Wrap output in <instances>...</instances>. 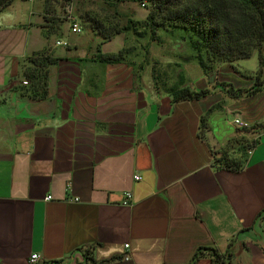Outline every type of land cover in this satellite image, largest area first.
I'll list each match as a JSON object with an SVG mask.
<instances>
[{
    "label": "crops",
    "instance_id": "1",
    "mask_svg": "<svg viewBox=\"0 0 264 264\" xmlns=\"http://www.w3.org/2000/svg\"><path fill=\"white\" fill-rule=\"evenodd\" d=\"M64 5L0 10V264H189L200 246L223 257L204 251L196 264H264L258 53L209 72L180 56L178 79L156 83L129 31L103 40L81 23L74 33ZM42 51L54 61L36 97L24 67ZM177 83L206 94L174 101ZM33 253L42 260L30 263Z\"/></svg>",
    "mask_w": 264,
    "mask_h": 264
},
{
    "label": "trees",
    "instance_id": "2",
    "mask_svg": "<svg viewBox=\"0 0 264 264\" xmlns=\"http://www.w3.org/2000/svg\"><path fill=\"white\" fill-rule=\"evenodd\" d=\"M14 0H0V10L10 5ZM45 0L46 10L49 2ZM110 6L124 1L144 4L148 9L146 18L142 21L129 19L121 25L111 22L106 24L90 18L93 29H97L103 40L134 31L139 37H149L157 40L160 29L172 30L183 28L191 32L189 37L193 48L190 57L196 61L204 72L213 70L218 64L234 62L252 57L258 53L259 70L257 78L262 74L264 66V0H103ZM55 21V20H54ZM59 21V20H58ZM61 22V21H60ZM125 50L119 53L101 55L103 61L117 62L123 59ZM30 65L24 67V76L33 84L38 83L40 89L33 93L36 97H44L47 93V75L49 65L54 61L45 51L28 58ZM157 72V71H156ZM156 83L160 75L155 74ZM33 88V87H32ZM174 101L198 100L206 94L205 90L194 91L189 86L177 83L170 87ZM240 169L242 164L229 165ZM204 251H210L213 261L218 263L223 257L215 248L200 246L193 254L189 264H196Z\"/></svg>",
    "mask_w": 264,
    "mask_h": 264
},
{
    "label": "rangeland",
    "instance_id": "3",
    "mask_svg": "<svg viewBox=\"0 0 264 264\" xmlns=\"http://www.w3.org/2000/svg\"><path fill=\"white\" fill-rule=\"evenodd\" d=\"M83 10H88L84 13L76 15L89 29L93 21L90 18L100 20L109 26L112 22H117L121 25L127 24L129 19L135 21H142L146 18L148 9L136 2L124 1L117 5L110 6L103 0H81L78 2ZM111 25V24H110ZM129 48H135L138 54L145 56L140 58V63L149 66L152 69L155 65L156 73L160 75L159 82L166 76H175L178 79L180 66L171 64V61H181L184 64V58L180 56H189L192 54L193 48L191 47V32L183 28H175L172 30L160 29L157 34V40L153 41L149 37H139L134 31L127 32ZM121 39V38H120ZM119 39V40H120ZM139 39V43L137 42ZM188 68L194 67L190 65L193 61L188 60ZM249 67H253L252 59H248ZM196 65L198 63L195 61ZM201 70L200 67H198ZM147 70V69H146ZM192 75V74H191ZM189 74V76H191ZM193 77V76H192Z\"/></svg>",
    "mask_w": 264,
    "mask_h": 264
},
{
    "label": "built area",
    "instance_id": "4",
    "mask_svg": "<svg viewBox=\"0 0 264 264\" xmlns=\"http://www.w3.org/2000/svg\"><path fill=\"white\" fill-rule=\"evenodd\" d=\"M65 5H64V16L65 18L70 22L71 25V31L74 33H81L83 31L82 25L77 19V17L74 15V4L75 2L79 0H64ZM144 6V4H142ZM57 44H66L64 41H57ZM23 83H27V81H23ZM235 124L239 125L240 127H248L249 124L246 121L241 120L240 118H236L234 120ZM253 152V147H250L248 150V153L251 154ZM136 180H140L141 176L139 174L135 175ZM46 199H51V196H47ZM132 199V193L131 191H126L125 192V199H124V204H130ZM129 244H126V247H128ZM124 259L128 260L130 259L129 254H124L123 256ZM42 260V256L39 253H33L30 256V263H36L38 261Z\"/></svg>",
    "mask_w": 264,
    "mask_h": 264
}]
</instances>
